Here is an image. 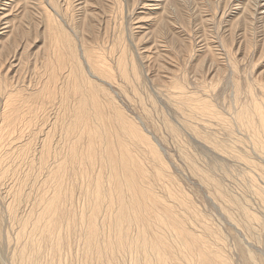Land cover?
Masks as SVG:
<instances>
[{"label": "bare ground", "instance_id": "obj_1", "mask_svg": "<svg viewBox=\"0 0 264 264\" xmlns=\"http://www.w3.org/2000/svg\"><path fill=\"white\" fill-rule=\"evenodd\" d=\"M49 1L50 2H47L49 4L46 3L47 8L44 7L41 2L38 4H34L33 2L32 6L29 8L32 10L41 11L44 14H47L46 17L49 18L46 25L48 28L47 31L50 33L49 36L51 37V39L49 37L48 38L51 40L53 55H51V58H48V63L46 66L48 67L47 69L49 77L43 87V90L41 91V95L53 102L59 100L56 103L59 104L61 112L60 115L58 114L59 117L57 118V121L55 120V124H57L60 128L59 132H61V142L62 140L64 141L65 149H60L57 151L51 149L50 141L54 137V134L49 132V130L45 135L43 144L41 143L40 150L38 149V158H35L38 159V169L45 177L44 180L42 179V187L34 185L31 187V183H34V181L31 179L32 175L27 169L26 173L17 178L16 175H19L20 173H17L18 168L13 165V159L9 160L11 163L7 162L5 165H3L4 159L0 161V181H3L7 176L9 177V175L12 179V186L9 190L7 189V199L5 200V208L7 213L5 215L8 220L4 217L5 220L8 221L11 227L15 230V240L8 242V248L11 250L10 263L231 264L227 258V255L223 251V244L226 242L223 243L224 240L219 234L220 232L218 231V233L216 230H214L212 228V224V227L210 224H208L209 222H207V219L204 221V219L201 217L202 214H198V209L196 210L192 208V203L190 206V202L188 200L189 198L187 199V197L181 193L182 190L171 187L173 181L171 180L170 175H168L166 164L163 161L162 156L155 144L144 134L140 127L132 122L133 119L130 121L129 118L124 117L121 113L122 110H118V105L116 106L117 103L114 104L110 99V81L113 80L116 74H119L122 78H124L125 82L130 83V78L137 80V71L134 68H129L126 53L121 51V54L116 57L115 65L112 63V65H110V48L106 51L95 48L93 45V40L95 37L85 38V36L79 37L80 35H77V40L79 39L77 46L72 42L71 37L60 24L61 21H63V16L59 11L58 5H52V1ZM146 1L147 3L154 2V8L160 9V5H162L163 9L165 7L166 11V6L169 7L171 1L173 0ZM262 1L264 0H238L240 4H238L239 6L236 5V8L239 10V12L241 10H243L242 13H244V11L248 12L250 16L249 19H251V21L261 20L264 18V11L259 12L260 9L264 8ZM251 2H253V4ZM88 3L89 2L87 0H83L80 3V6L86 7L89 5ZM0 5H8L10 7L12 6L11 3L8 4L2 0H0ZM143 7L146 6L144 5ZM12 9L13 7L6 9V12L0 14V26H3V32L1 34L5 37L14 38L12 44H9L11 42L9 41L10 39L8 40L9 43H6L7 46L5 45L7 47L6 50H9V47L12 48L10 45H14L15 48L17 47L19 49L18 43H22L20 40L23 37L25 38V35L28 34L27 32H29L27 31V21H25V24L22 21L23 24L20 23L19 25L15 26L13 23V25H11V21L9 19ZM60 9H62L61 6ZM168 13L170 15L172 14L170 13V10H167V14ZM57 18L60 19V23H58L59 21ZM165 19L167 18H164L160 21L161 24H159V21H157L158 19H156L158 23L156 35L158 38H161L160 36L165 34L164 26H162ZM51 21L54 22V27L49 25ZM87 21L88 20H86V22ZM85 24L83 26H85ZM142 25L144 24L138 25L137 28L143 29L144 27ZM72 27L76 26L74 25ZM72 30L74 31V29ZM143 34V36L147 35L145 33ZM25 41L27 40L25 39ZM80 45L81 49L79 48ZM8 50L6 52L7 54L10 53ZM12 51L13 48L11 49V52ZM16 51L18 53V50ZM111 51H113V49H111ZM19 55L20 54H18V56ZM9 57L10 56L8 54L7 59ZM82 64L85 65V70L83 67H81ZM6 82L7 81H5V83ZM180 82H176V80L173 81L171 87H173L174 91L171 90L172 92L170 93V100L174 104L176 111L180 114L179 118H181V124L179 122L178 125H182L183 127L187 128L191 131L189 133H193L196 135V137H199L205 141V143L211 142L212 144H210L212 147L221 153L222 147H225L223 145L224 143H218V141L215 140L216 137L214 138V136L201 135L204 130L202 128L204 127L196 130V127H192L190 117H193L194 114L198 115V121L200 119L201 122L200 124L203 123L201 120H204V118L220 119V122L218 120L217 122L223 125L224 130L227 133L226 135L234 137L232 135L236 133H234V131L238 128V133L241 131L239 135L244 134L246 135V137L243 135L245 138L249 137L247 139L251 140L250 142L253 146L250 147H253L252 149H254L256 155H259L257 158H264V98L262 99V95L260 96L261 98L256 95L257 92L255 86H252L248 90V93L245 94V101L241 99L239 89L236 90L234 95V100L236 102H234L236 104L234 107L235 110H231V112L228 114L230 117L227 118L223 117V115L220 116V114L213 107L214 105H212L205 98L200 99L197 96H191V94H187L188 92L186 91L184 84H181L182 82ZM5 83L0 80V93L6 97L5 109L3 113L5 124L3 126L8 130L7 133H9L16 126L19 120L20 110L18 109V104H16V99H18L17 96L11 95V91H7V88L5 87L7 84ZM258 87L259 86H257V88ZM259 90L260 88L257 91ZM260 94L263 93L260 92ZM178 121L180 120L178 119ZM52 123L54 124V122ZM166 125H168L170 131L178 139V137H180L179 128L177 126H172L170 123ZM52 129L55 130V127ZM187 129H184V131ZM213 129L214 128H212V130ZM199 130H202V133H200ZM194 135L192 136L193 138ZM237 139H235V141ZM244 140L246 139H243V141ZM220 141L225 142L223 139H220ZM226 141H231V139ZM197 142L199 141L197 140ZM31 143L25 145L23 149L20 150L19 157L22 161L23 159L28 158V153L31 149V146H33ZM227 143L229 142H226V144ZM230 143L232 144L233 142ZM241 143L242 142L236 144ZM206 144L205 146H207ZM241 145L245 146L244 144ZM181 146L183 147V145ZM181 146H178V148ZM218 147L221 149L219 150ZM231 147H235V144H233ZM229 149L232 150L229 147L227 151H230ZM247 149L249 150V148ZM240 151L241 150H238V152ZM251 151L246 152L251 153ZM231 152L234 153L235 151H230V153L226 152L228 153V155L225 154L226 156L221 155L222 153L218 154H220L222 157L224 156L228 158L227 156H229ZM147 153L150 156H148ZM242 154L237 153L236 155V157H238L237 159H241L239 162H242L244 159L247 160V157ZM233 155L235 156V154ZM221 156L219 157L221 158ZM52 157L54 158V161H51ZM150 157H153L157 163V168L153 173L146 169L148 165L147 162L151 159ZM188 160L190 161V157H188ZM246 160L244 161L248 163L252 161ZM223 161L225 160L223 159ZM260 161L261 163L263 162L262 160ZM188 164L187 165L191 168L195 177H197V180L199 179L201 183L204 184L205 188L209 190V192L207 190L206 191L208 193H212L213 197L216 199L215 201V199L212 197V200L214 199V202H216L215 204L219 202V204L222 205L223 209L226 211L219 210L221 212H227L229 217H231L228 218L232 220L233 213L231 214V212L234 210L231 211V209L236 207L240 216L243 217L244 227H246L247 230H251L252 233L255 234L256 230L258 229V227L255 229V225L258 224L259 226H262V221H260L258 215H256V213H252L253 211H250L246 206H242L240 204L241 202H239L240 200L236 199V197H233L232 194L231 196V192L226 189L229 186H226L225 188L226 191H228L227 194L223 190V186L219 184L220 182H217L219 179H213L212 175L208 174L209 171L206 173V171L202 170L203 168L200 166V168H198V166L195 165L197 163L191 164L188 162ZM253 164L254 163L249 164L250 166L248 167L254 166L259 168L258 165ZM244 165H246V163L243 164V166ZM248 167L247 171H249ZM244 171L246 170H242L241 174L242 172L244 173ZM263 171L264 169H262V173L260 172L259 174H264ZM252 176L249 178L251 179L250 187L252 188L255 196H257L261 202H264V192L262 190L263 187H259L260 185H257L255 179ZM37 180L39 181V179ZM241 181L243 182V180L240 179V182ZM237 182L240 184L239 181ZM157 184L163 187V189L166 191V195L170 198L169 201L165 200L166 198L163 197L162 193L164 192H162L161 195L158 194L157 191L159 189L156 191ZM174 184L177 186L178 183ZM245 187H247V185ZM77 188H79L81 193L84 195V203L82 207L80 206V209H77L74 204V192ZM246 189L249 190L248 188ZM48 190L52 191L49 192ZM249 192L251 191H248L247 193ZM244 197L245 196H243V198ZM252 197H254V195ZM4 198L5 197H3V199ZM173 198L175 199V202H178L181 206L188 207H186L187 213L183 214L181 213L183 211L179 212L178 208L174 204L175 202L173 204L169 203ZM243 198L242 200L245 201V198ZM220 205L217 204L219 207ZM28 206L30 209L26 210ZM238 215L237 218L241 219V217H238ZM240 221L242 222V219ZM198 225L200 227H198ZM263 227L264 226H262V228ZM75 243L77 250L75 253L77 254L74 260L75 253H73L72 250L74 249ZM4 246L6 249L5 243Z\"/></svg>", "mask_w": 264, "mask_h": 264}, {"label": "rangeland", "instance_id": "obj_2", "mask_svg": "<svg viewBox=\"0 0 264 264\" xmlns=\"http://www.w3.org/2000/svg\"><path fill=\"white\" fill-rule=\"evenodd\" d=\"M2 1H5L8 4L11 3V7H13L9 19L11 21V25H13L14 23V25L16 26L20 23L23 24V22L25 24V21H27V31L29 32H27L28 34L25 35V38L23 37L24 39L22 38L20 40L22 41V43H18L19 45L22 44L20 46L18 45L19 49L17 47L15 48L14 45H10L13 48L12 52L11 47H9V50L7 49L8 52H10L8 53L10 56L8 59L10 60H8V54L6 53V43H9L10 41L11 43L9 44H12L14 38L5 37L4 35H2L1 33L3 32V26H0V80H2L3 83H5V81L8 82L5 83L7 84V86L5 87L7 88L8 92L11 91V95L17 96L18 99H16V104H18V109L20 110V116L16 126L11 130V132L7 133L8 130L3 126L5 124L3 113L5 109L6 97L0 93V161L4 159L3 165H5L7 162L11 163V161L9 160L13 159V165L18 168L17 173H20L19 175H16L17 178H19V176L21 177V175L26 173L28 170L32 175L31 179L34 181V183H31V187H33V185L42 187V182L45 177L43 176V173L38 169V159L35 158H38V152L41 148V143L43 144L45 140L46 133L50 130L49 132H52L54 134V137L50 141L52 150L57 151L60 149H65L64 141L62 140L61 142V132H59L60 128L57 124H55L61 112L59 104L56 103L59 100L53 102L41 95V91L43 90V87L49 77L47 69L48 67L46 66L48 63V58H51V55H53L50 40L51 37L49 36L50 33L49 31H47L48 28L46 25L49 18H47V14H44L43 12L32 10L29 8L32 6L33 2L34 4H38L41 2L42 5L47 8V4H49L47 2L50 1ZM51 1L52 5H58L59 11L63 16L64 22L61 21L60 23V19L57 18L59 21L58 23L63 26V28L71 37L72 42L77 46L79 41V39L77 40V35H80L79 37L85 36V38L95 37V39L93 40V45L95 48L105 51L110 48V65H115L116 57L121 54V51H124L126 53L129 68H134L137 71V80H133L132 78H130V83L125 82L124 78H122L119 74H116L113 80L110 81V88L108 87L110 89V99L114 104L117 103L116 106L118 105L117 108L119 111L122 110V115L129 118L130 121L133 119L132 122L140 127L144 134L155 144L162 156L163 161L166 164L168 175H170L171 180L173 181L171 187L182 190V192H180L183 193V195L187 197V199L189 198L188 200L190 202V206L192 203V208L196 210L198 209L197 212H199V215L202 214L204 216L203 217L201 215L204 221H206L207 219V222H209L208 224H210V226L212 224L213 227H211L217 232H220L218 233L223 238V243L226 242L225 244L222 243L223 251L227 255L230 263L264 264V227L262 228V226H264V202H261L257 198V196H255L252 188L250 187L251 179H249L251 178L250 176L254 175L252 177L255 179L257 185H260L259 187H263L262 190L264 192V174H259L260 172L262 173V169H264V158H257V156L259 155H256V152L254 151V149H252L253 147H250L253 146L250 142L251 140L247 139L249 137L245 138L246 135L244 134L243 135L245 137L242 134L239 135L241 131L238 133V128H235L237 131H234V133L236 132V135L234 134L232 135L234 137H230L229 135H226L227 133L224 130L223 125L219 123L220 119L206 117L207 119L204 118V120H201L203 123L200 124L201 122L200 119L198 121V115L194 114L193 117L191 116L190 121L192 127H196V130L204 127L202 128L204 129L203 133L202 130H199L200 133H202L201 135L214 136V138L216 137L215 140L218 141V143H224L223 145L225 147H222V150H225L229 153L230 151L236 152H231V154L227 156L228 158L224 156L222 157L221 155H228V153L221 150V154L219 151H216L214 147H212L211 142H208L209 144L206 142V144L205 141H203L201 138L196 137V135H194L193 133H189L191 132L190 130L183 127L182 125H178L179 122L181 124V118H179L180 114L176 111L174 104L170 100V93L174 91L171 85L175 80L176 82L181 81L182 83H180L184 84L186 91L188 92L187 94H191V96H197L200 99L205 98L212 105H214L213 107L220 114V116L223 115V117L227 118L230 117V115H228L229 112H231V110H235L234 107L236 106V102L234 100V95L237 89H239L240 91L241 99L245 101V94L248 93V90L252 86H255L257 92L256 95H258L259 97L262 95L261 97L263 99L264 18L261 20L251 21V19H249L250 16L248 12L244 11V13H242L243 10H241L240 12L239 10H237L236 5L240 4L238 0H173L171 1L169 7L166 6L167 10H170V13H172L171 15L169 13L167 14V10L165 11V7L163 9L162 5H160V9L154 8V2L147 3L146 0H87L89 2V5H87L86 7L80 6V3L83 0ZM251 3L253 4V2ZM144 5L146 7H143ZM262 5H264V1H262ZM60 6L62 9H60ZM11 7L8 5H0V14L6 12V9H10ZM263 11L264 8L260 9L259 12ZM164 18H167L164 20L162 25L164 26L165 34L163 36H160L161 38H158L156 35L158 25L157 21H159V24H161L160 21ZM156 19L158 20L156 21ZM86 20L88 21L86 22ZM84 24L85 26H83ZM141 24H144L142 25L144 27V30L137 28L138 25ZM49 25L51 27H54L55 24L53 21H51ZM74 25L76 27H72ZM72 29H74V31ZM143 33L147 35L143 36ZM25 39L27 41H25ZM24 44L26 50L24 49ZM79 48L81 49V45ZM15 49L18 50V53ZM111 49H113V51H111ZM18 54L20 55L18 56ZM81 67H83V69L85 70V65L82 64ZM257 86L259 87L257 88ZM259 88L261 91H257ZM260 92L263 94H260ZM46 102L48 105L46 104ZM171 105L174 107L171 108ZM178 119L180 121H178ZM192 119L195 122H193ZM208 120H210L211 122ZM217 120L219 122H217ZM52 122H54V124ZM208 122L213 124H209ZM168 123L179 128L180 137H178V139L170 131L168 125H166ZM210 125H214L216 128ZM53 126L55 127V130L57 129L56 131L52 129L54 128ZM212 128L214 129L212 130ZM184 129L187 130L184 131ZM188 133L192 135L190 136ZM193 135L194 138L192 137ZM237 136L241 139H239ZM242 138L246 140L243 141ZM220 139H223L225 142L220 141ZM230 139L231 141H226ZM235 139L237 140L235 141ZM197 140L199 142H197ZM179 141H181L182 143ZM226 142L229 143L226 144ZM230 142L233 143L231 144ZM240 142H242L241 144H244L245 146L236 144ZM29 143H31L33 146H31V149L28 153V158L23 159L22 161L19 157V152L25 145ZM205 144L208 147L205 146ZM225 144L227 145V147ZM233 144H235L236 148L231 147L233 146ZM181 145H183V147ZM178 146H181L179 147L180 149L178 148ZM229 147L232 150L229 149L230 151H227ZM210 148L213 150H211ZM247 148H249V150ZM220 149L221 148H219V150ZM238 150L241 151L238 152ZM244 150L253 151L249 153ZM218 153H220L221 155ZM237 153H243L242 155H245L247 157V160L252 161L248 163L245 162L244 160L246 159H244L242 160V162H239L241 161V159H237ZM233 154H235V156ZM148 156L150 155L148 154ZM219 156H221V158ZM188 157H190V161L188 160ZM150 158L151 159L147 162L148 165L146 169L153 173L157 168V163L155 162L153 157ZM223 159L225 161H223ZM256 159H260L263 162L261 163L260 160ZM230 160L232 161V163ZM51 161H54L53 157L51 158ZM149 161L151 162V164ZM187 161L191 164L197 163L195 165L198 166V168H203L202 170L206 171V173L209 171L208 174L212 175L213 179L221 180L216 181L218 183L220 182L219 184L223 186L222 188L227 194L228 191H226V189L231 192L230 195L232 194L233 197H236V199L240 200L239 202H241L240 204L242 206H246L250 211H253L252 213H256V215H258L260 221H262V226H259L258 224L255 225V229H257L258 227V231L256 230L255 232L254 229V232L257 235L252 233L251 230H247V228L244 227L243 217L240 216L236 207H233V209H231V211L234 210L231 212V214L233 213L232 220L229 219L231 217H229L227 212H221L226 210L223 209L222 205H220L219 202L217 204L220 205V207L215 204V198L213 197L212 193H208L209 190L205 188L204 184L201 183L199 179L197 180V177H195L191 168L188 166L189 164ZM244 162L247 166H243V164H245ZM252 163L258 165L259 168H256L254 166L248 167L250 166L249 164ZM247 167L249 171H247ZM242 170L246 171H244V173L242 172L241 174ZM253 171L257 173H254ZM257 176H259L260 178ZM9 177L7 176L3 181H0V188L2 186L0 191V244L2 243L0 245V264H11V250L8 248V242L15 240V230L11 227L8 221L5 220V218L7 219L5 215L7 214L5 208L7 189L9 190L12 186L11 176L9 175ZM37 179H39V181ZM240 179L243 180V182H240ZM237 181H239L241 185L238 184ZM174 183H178L177 186H179H175ZM7 185L9 186V188ZM237 185L240 186L238 187ZM242 185H247V187ZM226 186L229 187L226 188ZM156 187V191L159 189L157 191L158 194L161 195V193L164 192L162 193L163 197L166 198L165 200L169 201L170 198L166 195V191L163 189V187L158 184L156 185ZM246 188H248L249 190H247ZM2 190L4 193L2 192ZM48 191L51 192L52 190ZM248 191H251L252 193H249H251L252 195L247 193ZM253 195L254 197H252ZM243 196H245V201L242 200ZM3 197L5 198L3 199ZM212 197L214 198L213 200ZM83 198L84 195L81 193L80 189L77 188L74 192V204L77 209H80L83 206ZM246 198L248 200V203ZM174 202L175 199L173 198L169 203L173 204ZM174 204L178 208L179 212L183 211L181 213H187V206H181L178 202H175ZM29 209L30 207L28 206L26 210ZM236 214H239L238 217H241L242 222L240 221V218H237ZM198 227L200 226L198 225ZM4 243L6 244L7 250L4 248ZM74 249L72 250L73 253L77 251L76 243L74 244ZM76 254L77 253H75L74 255V260ZM249 259L255 260L250 261Z\"/></svg>", "mask_w": 264, "mask_h": 264}]
</instances>
